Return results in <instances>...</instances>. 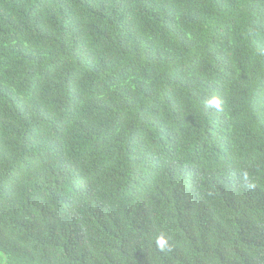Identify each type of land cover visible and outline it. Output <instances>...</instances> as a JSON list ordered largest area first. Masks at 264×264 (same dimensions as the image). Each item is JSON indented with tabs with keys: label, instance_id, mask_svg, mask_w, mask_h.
I'll return each instance as SVG.
<instances>
[{
	"label": "trees",
	"instance_id": "16d2710c",
	"mask_svg": "<svg viewBox=\"0 0 264 264\" xmlns=\"http://www.w3.org/2000/svg\"><path fill=\"white\" fill-rule=\"evenodd\" d=\"M0 264H264V0H0Z\"/></svg>",
	"mask_w": 264,
	"mask_h": 264
},
{
	"label": "clouds",
	"instance_id": "9594fccd",
	"mask_svg": "<svg viewBox=\"0 0 264 264\" xmlns=\"http://www.w3.org/2000/svg\"><path fill=\"white\" fill-rule=\"evenodd\" d=\"M205 109H212L215 108L217 111H222V101L221 99L217 97H213L210 101L205 102L204 105ZM243 179L245 181L246 187H248L250 190H255L256 184L251 182L249 174L245 171L243 173ZM156 246L160 252H172L173 246L169 243V240L166 238L164 233H161L156 238Z\"/></svg>",
	"mask_w": 264,
	"mask_h": 264
}]
</instances>
